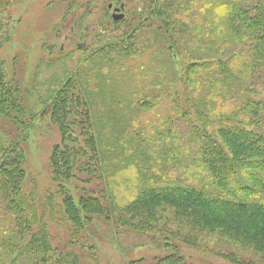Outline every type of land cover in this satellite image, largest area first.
Instances as JSON below:
<instances>
[{
  "label": "trees",
  "instance_id": "16d2710c",
  "mask_svg": "<svg viewBox=\"0 0 264 264\" xmlns=\"http://www.w3.org/2000/svg\"><path fill=\"white\" fill-rule=\"evenodd\" d=\"M149 10L163 23L160 31L165 33L161 36L165 45L175 44L174 34L189 33L187 26L195 33L189 37L190 43L202 54L190 67L182 68L181 76L175 70L174 79H182L184 101L187 107L193 104L196 108L200 126L193 124L183 134L167 127L158 134L163 139L154 137L159 145L156 150L169 156L166 161L152 156L154 144L150 141L144 142L147 146L142 144L138 155L137 148L133 150L137 155L133 160L132 152L120 156L116 142L107 141L119 117L111 106L133 101L116 92L118 80L111 73L104 72L94 88L92 83L86 85L82 95L88 113L81 122L74 118L68 99L73 82L51 91L57 96L53 119L65 123V133L72 131L65 136L69 143L64 140L55 146L51 159L55 182L78 181L74 175L80 167L86 170L85 176H91L100 163L110 164V157L118 163L112 168L116 173L134 167L139 176L134 183H117L118 176L107 167L102 189L89 188L83 182L75 200L60 186L61 203L51 194L40 206L36 190L23 191L24 149L18 141H1L0 264H79L78 255L53 248L45 219L82 228L94 216L162 241H179L234 264L264 261V0H155ZM201 10L211 16L209 29L190 22L179 29L175 24L183 17L192 22L190 13ZM140 16L136 10L132 25ZM143 27L140 24L132 30ZM136 41L137 36L125 32L101 46L96 55L104 52L108 58L103 65L107 66L128 57ZM202 44L207 55L199 49ZM209 54L211 61L207 60ZM178 56L183 54L173 47L170 57ZM158 98L143 100L142 107L152 108ZM16 110L20 106L0 67V117ZM72 125L82 128L84 141L77 139ZM145 153L149 155L143 156ZM145 168L151 169L152 176L142 172ZM122 186L132 196L120 193ZM153 264L193 263L171 254L154 259Z\"/></svg>",
  "mask_w": 264,
  "mask_h": 264
},
{
  "label": "rangeland",
  "instance_id": "374dc122",
  "mask_svg": "<svg viewBox=\"0 0 264 264\" xmlns=\"http://www.w3.org/2000/svg\"><path fill=\"white\" fill-rule=\"evenodd\" d=\"M154 2L155 0H0V67L3 80L20 106V110L0 117V143L14 140L21 144L26 156L23 165L26 173L23 191L29 194L36 190L40 206L51 194L56 195L57 203H61L63 195L57 194L60 186L75 200L79 199L83 182H87L89 188L102 189L103 178L107 177V167L113 173L116 170L113 171L112 168L118 167L114 157H110V164L100 163L91 176H85L83 172L86 170L80 167L74 175L78 181H54L51 159L55 146L61 145L64 140L69 143L65 136L72 135V131L65 133V123L59 124L53 119V106L57 96L50 92L59 91L68 82H73L74 87L68 99L73 116L78 122L84 121L88 113L82 95L86 85L92 83L94 88L104 72L111 73L118 80L115 87L117 93L126 94L130 96V100L133 99L127 105H121L120 102L111 106L119 117L107 141L110 140L109 143L112 144L116 142V152L120 156H130L132 152L134 160V155L137 157L141 153L142 144L150 141L154 144L152 156L158 155L161 161H166L169 156L164 157L156 150L159 145L154 137L163 139L158 134L163 133L167 127L183 134L193 124L200 126L196 108H193V104L187 107L184 101L186 93L182 79H174L175 70L176 75L181 76L182 68L190 67L194 58L202 54H197L195 46L190 43L189 37H194L195 33L187 26L189 33H182L185 37L180 33L174 34L175 44L165 45L161 39L162 33H165L160 31L163 23L156 13L149 10ZM136 10L141 13V20L132 25ZM114 14L123 15V19L114 20ZM189 16L192 22L188 17L181 16L183 20L175 23L179 29L186 22L193 23L194 26L201 24L205 29L211 27V16L207 11L190 13ZM140 24L144 25L141 30H132V27ZM125 32L137 36L134 50L128 57L113 58L115 61L104 66L103 59L108 56L104 52L97 56L96 52ZM173 47L178 48L183 57H170ZM201 48L207 55L204 44L199 49ZM207 60H212V54H209ZM173 92L176 93L175 97ZM156 96L159 98L153 102L152 108L142 107L143 100ZM118 124L119 131L115 132ZM71 128L77 139H86L82 128L75 125ZM120 132L122 134L117 139ZM135 148L139 151L137 155L133 151ZM67 154L74 158L73 151ZM145 155L149 154L145 153L143 156ZM150 170L145 168L142 172L152 176ZM115 176H118L117 183L123 184L134 183L139 175L136 168L130 167ZM118 191L126 197L132 196L124 186ZM92 219L84 227L75 228L64 221L55 225L46 218L53 248L78 255L79 264H153L154 259L171 254H178L193 264H234L179 241H162L149 234L118 228L102 216H94ZM240 257L245 259L242 254ZM246 261L249 262V259ZM256 264H264V261L258 260Z\"/></svg>",
  "mask_w": 264,
  "mask_h": 264
},
{
  "label": "water",
  "instance_id": "95a60500",
  "mask_svg": "<svg viewBox=\"0 0 264 264\" xmlns=\"http://www.w3.org/2000/svg\"><path fill=\"white\" fill-rule=\"evenodd\" d=\"M109 7L111 8L112 6L109 5ZM121 19H123V15H116V14H114V20H121Z\"/></svg>",
  "mask_w": 264,
  "mask_h": 264
}]
</instances>
